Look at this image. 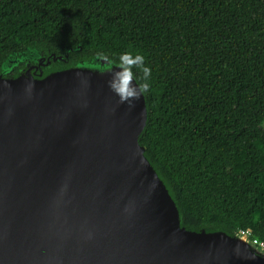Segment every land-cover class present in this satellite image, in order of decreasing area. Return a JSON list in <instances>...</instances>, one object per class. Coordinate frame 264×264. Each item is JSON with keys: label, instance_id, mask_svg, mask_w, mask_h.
Returning <instances> with one entry per match:
<instances>
[{"label": "water", "instance_id": "1", "mask_svg": "<svg viewBox=\"0 0 264 264\" xmlns=\"http://www.w3.org/2000/svg\"><path fill=\"white\" fill-rule=\"evenodd\" d=\"M68 51L0 63V264H264L247 237L181 224L140 143L144 93L110 87L140 83L102 56L50 66Z\"/></svg>", "mask_w": 264, "mask_h": 264}, {"label": "trees", "instance_id": "2", "mask_svg": "<svg viewBox=\"0 0 264 264\" xmlns=\"http://www.w3.org/2000/svg\"><path fill=\"white\" fill-rule=\"evenodd\" d=\"M33 45L148 83L140 143L181 224L264 241V0H0V63Z\"/></svg>", "mask_w": 264, "mask_h": 264}, {"label": "clouds", "instance_id": "3", "mask_svg": "<svg viewBox=\"0 0 264 264\" xmlns=\"http://www.w3.org/2000/svg\"><path fill=\"white\" fill-rule=\"evenodd\" d=\"M120 59L123 61H127L129 66H131L133 63L136 64V66L140 67L143 73V79L145 81L148 80L150 77L151 69L144 64V57L142 55L137 54L133 59H129L128 53H123L120 56ZM128 80L129 77L126 75L124 77V84L117 85L115 82L110 84V87L113 89V91L119 96L121 102H131L134 99H138L140 95H142L144 92H146L149 88L148 83H142L137 87H129L128 86Z\"/></svg>", "mask_w": 264, "mask_h": 264}, {"label": "built area", "instance_id": "4", "mask_svg": "<svg viewBox=\"0 0 264 264\" xmlns=\"http://www.w3.org/2000/svg\"><path fill=\"white\" fill-rule=\"evenodd\" d=\"M239 235H242L244 237H247L250 239V241L255 244L256 246H258L260 249H264V241H261L257 238L251 237L250 231L249 230H245V229H241L239 231Z\"/></svg>", "mask_w": 264, "mask_h": 264}]
</instances>
